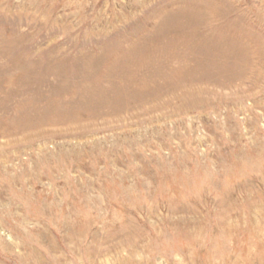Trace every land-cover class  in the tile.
<instances>
[{"label": "rangeland", "instance_id": "rangeland-1", "mask_svg": "<svg viewBox=\"0 0 264 264\" xmlns=\"http://www.w3.org/2000/svg\"><path fill=\"white\" fill-rule=\"evenodd\" d=\"M0 264H264V0H0Z\"/></svg>", "mask_w": 264, "mask_h": 264}]
</instances>
